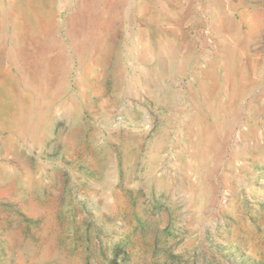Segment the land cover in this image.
<instances>
[{
  "label": "rangeland",
  "instance_id": "obj_1",
  "mask_svg": "<svg viewBox=\"0 0 264 264\" xmlns=\"http://www.w3.org/2000/svg\"><path fill=\"white\" fill-rule=\"evenodd\" d=\"M0 264H264V0H0Z\"/></svg>",
  "mask_w": 264,
  "mask_h": 264
},
{
  "label": "bare ground",
  "instance_id": "obj_2",
  "mask_svg": "<svg viewBox=\"0 0 264 264\" xmlns=\"http://www.w3.org/2000/svg\"><path fill=\"white\" fill-rule=\"evenodd\" d=\"M225 25V24H224ZM71 31V30H70ZM59 47V46H58ZM66 59V58H65Z\"/></svg>",
  "mask_w": 264,
  "mask_h": 264
}]
</instances>
